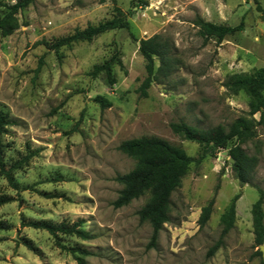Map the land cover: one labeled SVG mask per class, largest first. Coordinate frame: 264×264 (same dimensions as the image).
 I'll list each match as a JSON object with an SVG mask.
<instances>
[{
	"label": "rangeland",
	"instance_id": "374dc122",
	"mask_svg": "<svg viewBox=\"0 0 264 264\" xmlns=\"http://www.w3.org/2000/svg\"><path fill=\"white\" fill-rule=\"evenodd\" d=\"M22 0H0V20ZM264 0H33L16 14L14 32L0 33V108L10 124L1 135L2 159L14 184L0 176V264H77L45 230L23 222L78 223L89 240L60 235L58 242L89 251L86 264H262L255 244L252 205L264 191V125L248 116L250 96L225 87L236 74L264 68ZM120 9L128 29H116L63 46L56 40L111 20ZM200 17L240 31L222 41L205 39ZM160 35L176 67L154 81L147 97L139 87L147 76L139 41ZM111 62L114 84L94 67ZM159 61H154V71ZM97 96L112 104L102 108ZM256 120V136L241 146L255 159L247 184L233 175L228 151L176 135L170 125L184 121L200 129H228L239 117ZM156 136L182 148L194 162L172 195L169 220L151 245L152 227L138 211L146 194L115 208L123 186L116 180L135 167L122 142ZM223 153H226L225 155ZM233 228L215 252L225 213L236 195ZM215 197L209 221L202 208ZM264 209V205H263ZM25 242L29 246L25 245ZM264 245V244H263Z\"/></svg>",
	"mask_w": 264,
	"mask_h": 264
},
{
	"label": "trees",
	"instance_id": "16d2710c",
	"mask_svg": "<svg viewBox=\"0 0 264 264\" xmlns=\"http://www.w3.org/2000/svg\"><path fill=\"white\" fill-rule=\"evenodd\" d=\"M33 0H22L10 7V10L0 20V33L2 36L11 35L16 26L14 24L16 14L26 8ZM258 9L264 14V9L258 6ZM201 34L205 39L215 38L222 41L226 36L240 31L243 24L236 27L226 25H216L198 17L195 21ZM129 22L127 15L120 9L111 20L98 24L90 25L84 30H76L72 35L56 40L50 48L58 53L63 46H70L79 41H91L96 36L116 29H128ZM170 45L163 40L160 35H154L148 39L139 41V52L146 61L145 69L147 76L139 87L142 97H147L148 89L154 81H161L169 77L176 67L175 60L170 56ZM159 61V66L154 71V61ZM105 72L109 83L116 82L112 75L111 62L94 67L93 75ZM225 87L232 91H245L250 96V111L248 116L260 114V120L257 124L264 125V68L256 70L252 74H236L228 78ZM95 101L104 109L111 106V102L103 97L97 96ZM10 124L6 113L0 108V176L4 177L9 183L14 184L13 172L21 168L23 161L13 163L9 168L6 167L1 151V135L5 127ZM256 120L247 116L237 118L226 130L222 127L200 129L184 121L172 123V131L187 141L195 142L204 146L205 151L198 161L205 154L226 149V146L234 141L233 146L228 151V156L233 159L231 164L234 177L241 183L247 184L249 173L253 169L255 159L248 156L242 148V144L256 136ZM119 149L135 160L136 164L130 172L117 176L116 180L123 186L118 198L113 202L115 208H121L129 205L132 201L149 194L148 202L138 211L141 222H149L152 227L151 245L156 242L157 236L164 224L169 220V212L172 204L173 193L181 187L183 178L189 173L192 158L187 156L185 151L170 143L169 141L156 136H142L122 142ZM259 197L252 205L251 213L253 218V229L255 235V244L260 247L264 244V191L258 189ZM240 195L234 196L227 211L221 216L223 229L221 238L212 248L215 252L222 245V239L233 228L236 218V202ZM12 197L0 196V207L13 201ZM215 197H213L206 206L202 208L199 218L200 227H204L209 221ZM23 226L34 229L45 230L56 241L57 244L77 261V264H86V257L90 255L89 251L79 246H66L58 242L59 236L76 237L81 240H89L92 235L80 228L78 223L67 225L65 223L53 224L47 221H29L23 222ZM6 229L4 222L0 221V230ZM26 246H29L25 242ZM261 251L258 254L261 255ZM264 264V259L262 260Z\"/></svg>",
	"mask_w": 264,
	"mask_h": 264
},
{
	"label": "water",
	"instance_id": "95a60500",
	"mask_svg": "<svg viewBox=\"0 0 264 264\" xmlns=\"http://www.w3.org/2000/svg\"><path fill=\"white\" fill-rule=\"evenodd\" d=\"M223 154L225 155L226 153H223ZM229 161L232 163L233 159L229 158ZM260 251L262 252V255H263V258H264V245L260 246Z\"/></svg>",
	"mask_w": 264,
	"mask_h": 264
}]
</instances>
